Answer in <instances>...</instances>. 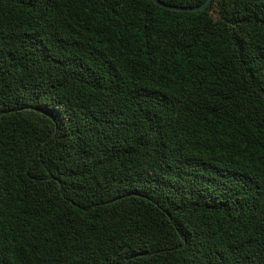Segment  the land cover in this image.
<instances>
[{
	"label": "trees",
	"instance_id": "16d2710c",
	"mask_svg": "<svg viewBox=\"0 0 264 264\" xmlns=\"http://www.w3.org/2000/svg\"><path fill=\"white\" fill-rule=\"evenodd\" d=\"M0 264H264V0H0Z\"/></svg>",
	"mask_w": 264,
	"mask_h": 264
},
{
	"label": "water",
	"instance_id": "95a60500",
	"mask_svg": "<svg viewBox=\"0 0 264 264\" xmlns=\"http://www.w3.org/2000/svg\"><path fill=\"white\" fill-rule=\"evenodd\" d=\"M156 4L160 5L161 7L167 9V10H171V11H175V12H186V11H190V12H195V11H203L205 10L212 2V0H207L204 4H202L201 6L198 7H194V8H190V9H186V8H182V7H176V6H172V5H168L165 3L160 2L159 0H153Z\"/></svg>",
	"mask_w": 264,
	"mask_h": 264
}]
</instances>
